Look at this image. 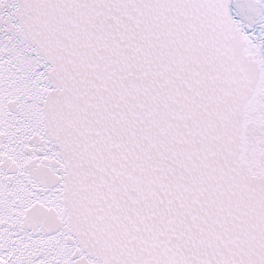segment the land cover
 Masks as SVG:
<instances>
[{"label":"snow or ice","instance_id":"6c2138e0","mask_svg":"<svg viewBox=\"0 0 264 264\" xmlns=\"http://www.w3.org/2000/svg\"><path fill=\"white\" fill-rule=\"evenodd\" d=\"M0 264H264V0H0Z\"/></svg>","mask_w":264,"mask_h":264}]
</instances>
